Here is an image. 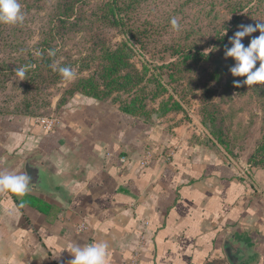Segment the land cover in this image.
<instances>
[{
	"label": "crops",
	"instance_id": "0c3cea01",
	"mask_svg": "<svg viewBox=\"0 0 264 264\" xmlns=\"http://www.w3.org/2000/svg\"><path fill=\"white\" fill-rule=\"evenodd\" d=\"M123 117L81 93L52 126L0 114V172L30 160L28 193L50 206L12 220L21 197L0 192V264H70L62 248L97 240L108 264H264V168L201 145L190 123Z\"/></svg>",
	"mask_w": 264,
	"mask_h": 264
},
{
	"label": "rangeland",
	"instance_id": "374dc122",
	"mask_svg": "<svg viewBox=\"0 0 264 264\" xmlns=\"http://www.w3.org/2000/svg\"><path fill=\"white\" fill-rule=\"evenodd\" d=\"M63 1L19 0L25 13L24 23L0 24V114L28 109L35 115V120L52 126L57 122L66 102L78 93L73 92L67 96L70 91L68 89L74 88L80 78L96 74L106 62L103 55H98L104 50L103 47L114 48L128 40V44L135 50V55L128 62L144 77L137 89L143 86L146 88L144 93L137 94H147L146 103L149 108L158 110L161 104L171 108L174 102L180 105L164 115L160 114L152 124L160 126L167 121L168 124L190 123V129L205 132V135L201 133V139L197 138L201 145L209 148L213 145L230 155L234 161L248 162L264 128V103L258 102L259 90L249 92L250 86L241 84L248 91L238 97L239 93L234 90L236 85H228L233 76L229 68L234 65V60L226 71H222L219 81H216L211 74L212 63L203 64L201 57L182 63V55L175 52L177 48H186L195 42L202 47L203 52H209L211 46L207 32H212L213 25L209 20L214 13L201 19L197 12L201 7L207 12L211 5H215L220 9V14L214 24L219 25L223 18L231 19V14L222 7L225 0H203L202 5L200 0H194L191 5L196 8L198 21L191 19L189 23L183 16L187 12L186 0H146L147 6H143L139 17H134L132 32L128 34L107 20H96L94 15L102 13L101 7L106 0L75 3L74 12L67 16L62 15ZM171 17L178 19L181 25L179 32L172 29ZM42 46H48L46 50L54 47L51 51L55 55H50V69L46 71L44 68L39 76H34L29 69L25 80L17 81L14 70L35 62L37 56L34 53ZM45 54V59L50 58L49 52ZM228 59L222 56L223 62ZM53 65L72 68L76 77L70 82L63 80L59 72L53 70ZM128 70H131L130 66L121 74ZM150 79H160L165 88L161 89L156 81ZM244 79L246 77L241 76L235 81ZM204 83L207 84L206 89ZM156 92L157 97L150 99ZM230 95L235 99L231 100ZM126 96L123 91H114L107 101L112 104L114 102L111 98L124 99ZM211 130H215L225 140V144L219 143L210 133Z\"/></svg>",
	"mask_w": 264,
	"mask_h": 264
},
{
	"label": "trees",
	"instance_id": "16d2710c",
	"mask_svg": "<svg viewBox=\"0 0 264 264\" xmlns=\"http://www.w3.org/2000/svg\"><path fill=\"white\" fill-rule=\"evenodd\" d=\"M193 1L194 0H186L185 2L187 12H185L183 16L187 19V23L191 22V19H194L195 22L198 21L195 15L197 12L196 8H192L191 5ZM79 2L84 3V0H64L61 5V8L63 9L62 15L67 16L73 13L75 10L74 4ZM145 2L146 0H106L101 7L102 13L94 16L97 17L96 20H107L109 24L116 26L119 30L123 29L124 33L128 34V32H132L131 25L134 22V17H139L141 15L143 6L146 5ZM200 2L201 5L204 4L203 0H200ZM222 7L223 9H226L229 14H231V19L226 20L223 18L219 25L214 24L215 19H217L220 14V9L216 8L215 5H211L207 12L203 7H201L197 12L198 17H201V19L207 18V16L210 17L211 14L214 13L213 17L209 20V23L213 25L212 32H207V40L211 46L209 52H203L201 50L202 47L198 43L196 44V42L186 48L179 47L175 50V52L178 51L182 55L180 61L182 63L189 60L195 61L200 57L203 58L201 59L203 64L206 62L212 63L211 74L213 79H216V81H219L222 71H226L230 62L234 60L232 57H229L227 62H223L222 60V56L225 53V45L231 47L228 37L240 30L238 25H254L258 22L264 23V0H225V4ZM69 17L70 16H68V18ZM61 21L64 22V19ZM150 28H153L152 25H150ZM224 29H226V34L221 36ZM259 35L260 32L257 30L250 36L242 38V42L245 46H247L251 38L258 37ZM132 37L133 35L128 38L129 41H131ZM47 47L48 46L40 47L39 52L41 55L36 57L37 60L35 62L29 63V65L35 63L36 68H30L31 72L34 73V76L41 75L39 72L43 71L44 68H46V71L50 69L49 65L52 57L49 55L50 58L45 59V53L50 50H54V47L50 46V50H46ZM103 48L104 50L102 53L100 52L98 54L103 55L106 60V62L102 65V68H100L96 74L80 78L76 82L74 88L68 89L70 91L67 96H70L73 92H78L83 95L93 97L99 101L106 102L114 91H123L127 94L126 98H111L112 102H118V105H115L114 103L112 104L117 106V110L124 116L123 118H125L126 121H130L133 125L136 124L138 128L142 127L143 129H147L151 126L154 119L158 118L160 114L164 115L173 110L172 108L177 109L180 107L179 104L174 102V106L171 108L166 107L165 104H161L158 110L153 107L149 108L148 103H146L147 94H137L139 92L144 93L146 88L143 86L137 89L139 83L144 77L140 76L139 71L134 69V67L128 62L129 58L135 55V50L132 45L128 44V40L119 43L114 48ZM129 66L131 70H128L127 72L125 71L124 74H121L122 71L125 68L127 69ZM169 76H171V74H169ZM236 78V76H231L228 85L231 86ZM151 80L153 82L156 81L161 89L165 88L160 79H150V81ZM203 85L206 89L207 84L204 83ZM234 87V90L239 93L238 97L245 94L248 89L250 90L249 92L253 93L259 90V94H257L259 95L258 102L264 103V85H252L247 90H245L242 85ZM26 89L29 90V87H26ZM156 94L157 92L151 95L150 99L154 100L158 95ZM230 98L231 100L235 99L232 95H230ZM64 99L65 98H63V100ZM13 114L35 118V115L28 109L16 111ZM210 133L217 138L219 143L225 144V140L218 136L215 130H211ZM148 147L149 146H146L145 149ZM248 162L254 166L264 168V128H262V134L258 139L253 152L250 154ZM18 203L34 206L43 212H46L50 208L47 202L29 193L18 200Z\"/></svg>",
	"mask_w": 264,
	"mask_h": 264
},
{
	"label": "clouds",
	"instance_id": "9594fccd",
	"mask_svg": "<svg viewBox=\"0 0 264 264\" xmlns=\"http://www.w3.org/2000/svg\"><path fill=\"white\" fill-rule=\"evenodd\" d=\"M25 13L22 11L19 0H0V24L17 25L23 24ZM261 21V20H260ZM170 25L174 31L179 32L181 25L177 18L170 20ZM239 29L232 36L228 37L231 47L225 45V57H232L234 65L229 68V72L236 77H246L243 81H233L239 87L241 84L249 86L264 84V23L238 25ZM259 30L258 37L251 38L247 46L242 42V38L250 36ZM226 34V29L222 35ZM40 56L37 50L34 53ZM49 55H55L54 51H49ZM257 62H259L257 66ZM35 65H23L16 68L15 75L17 81L25 80L26 73ZM53 70L58 71L63 80L72 81L76 73L67 66L53 65ZM32 177L26 171L20 172H0V192H9L17 197H24L31 189ZM24 205H14L7 209V215L14 220L19 215V209ZM72 254L70 264H108L109 244L106 240H97L92 243L78 244L72 241L66 248ZM61 249V250H62ZM46 255V253H45ZM44 255V256H45ZM59 255V254H58Z\"/></svg>",
	"mask_w": 264,
	"mask_h": 264
},
{
	"label": "water",
	"instance_id": "95a60500",
	"mask_svg": "<svg viewBox=\"0 0 264 264\" xmlns=\"http://www.w3.org/2000/svg\"><path fill=\"white\" fill-rule=\"evenodd\" d=\"M25 171L32 177V183L37 184L38 181V167L33 165L30 160L25 163Z\"/></svg>",
	"mask_w": 264,
	"mask_h": 264
},
{
	"label": "built area",
	"instance_id": "2783aa9c",
	"mask_svg": "<svg viewBox=\"0 0 264 264\" xmlns=\"http://www.w3.org/2000/svg\"><path fill=\"white\" fill-rule=\"evenodd\" d=\"M43 123V121H42ZM47 124V123H46ZM47 125H50L49 123ZM83 228V226H79L78 227V231H81ZM136 263V260L134 259V256L131 258V262L129 264H135Z\"/></svg>",
	"mask_w": 264,
	"mask_h": 264
}]
</instances>
